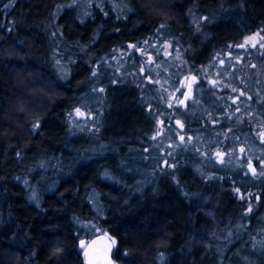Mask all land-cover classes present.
<instances>
[{"label":"trees","instance_id":"1","mask_svg":"<svg viewBox=\"0 0 264 264\" xmlns=\"http://www.w3.org/2000/svg\"><path fill=\"white\" fill-rule=\"evenodd\" d=\"M69 1L0 0V264H86L88 222L102 229L88 240L114 239L119 264H264V250L248 246L264 239V156L253 174L183 145L160 171L159 152L143 148L156 117L168 128L180 121L187 136L216 135L218 146L236 135L262 145L264 50L245 53L231 81L206 70L264 32V0H106L87 15ZM155 36L180 47L195 103H168L158 81L109 62L139 56ZM99 85L102 125L76 131L71 111ZM234 95L259 117L233 115ZM146 171L160 177L156 190H144Z\"/></svg>","mask_w":264,"mask_h":264},{"label":"rangeland","instance_id":"2","mask_svg":"<svg viewBox=\"0 0 264 264\" xmlns=\"http://www.w3.org/2000/svg\"><path fill=\"white\" fill-rule=\"evenodd\" d=\"M104 1L106 0H70L69 3L78 5L80 7L81 13L83 15H87L90 12L91 6L94 2L102 3ZM111 1L115 2V0ZM250 37H256V39L252 41V43H256L255 48L264 50V48L260 47V42H264L260 41V37H264V32L261 30L254 31L253 33L246 36L239 45L245 44V42L248 41ZM241 48L244 52L238 49L220 52V54L217 55V59H215L209 65L206 72L213 76L221 77L229 81L236 78L237 76H241L243 74V71L240 72V70L243 69L241 62H243L242 60L244 54L250 53L251 49H254L250 45ZM137 52L139 56H136L133 53L130 54L128 52L113 54L109 62H114L118 69H122V67L125 66H130L131 68H134L135 71L142 74L145 78L150 80L153 78L158 81V89L162 93H165L167 96H165V99L168 103H176L178 105L180 104L185 106L188 101H192L194 103L196 102L198 99V95L195 94L194 91L196 80L192 79L193 77L195 78V76L186 74L187 72L184 69V62H182L183 60L180 47L176 44L174 39L168 36H165V38L164 36H155L143 41L142 45L138 47ZM104 87L101 85L97 86V88L92 93H89L85 99L71 111L70 119L76 131H84L89 133V131H97V129L101 127V117L103 116L101 109L102 103L104 101ZM230 93H232V91ZM238 97L239 95H234L233 98H230V100L232 99L237 105H234V110L231 109V113L233 115H237L239 119L243 121L244 119L242 112L250 117L249 114L252 111V118L257 116L259 117L260 111L258 110V106L255 103L252 105L245 104L246 102L243 103L244 101ZM77 110H79V113H82L83 115L78 114ZM115 110V108L111 107L109 108V113L111 112L112 114V112L114 113ZM261 120L264 121L263 118ZM173 126L175 128H168L164 125L160 117H156L152 128L153 130L151 131L150 135L149 146L143 147L146 151L153 149L159 152L156 154V157L163 159V163L157 165L160 171H163L164 168H170L174 166V163L170 159H175L177 157V151L182 150L181 148L183 145H191L192 148L201 146L203 148L202 150L206 154L204 157L207 161L211 158L217 159L219 162L226 160L234 168H237V170H249L251 173H253V169H255V172L258 171L257 167L252 164V159L254 157H259V159H262V156H264V135H261V133H264V128H261L258 136L262 145L256 144V142L252 141L250 138H246L245 140L244 137L236 135L233 137V140L228 139L229 142L227 143V146H218V144H216V135L207 134L206 136H203L200 134L201 136H198L192 134L187 136L183 132L184 128L180 121L176 120ZM181 137H183V139H181ZM227 137L223 139L225 140ZM172 139H174V141ZM214 140L215 145L212 143ZM102 147V144L99 142H96L95 140L90 141L89 148L91 151H100ZM241 149H243V151H241ZM167 153L169 154L166 155ZM145 157H147V154ZM110 159L111 156H107L104 160ZM116 165L120 168H123L124 163H119L118 161L116 162ZM54 169L53 173H58V171H55ZM106 174H108V172H106ZM130 175L132 176V173H130ZM142 176L150 178L151 181L148 184H145L146 181L143 182L142 186L145 187L144 190H156V187L158 185L160 186V183L162 182L159 176H154L148 171L144 172ZM144 190L138 197L139 199H141V197L144 198V196L146 198V193ZM153 192L154 191H152V193ZM223 210L226 213H230L228 208H224ZM84 225L87 227L88 236L86 235L82 240L83 248L89 242L90 239L88 240V238L102 231V229H100L93 222H88ZM260 239H262V237L255 238L250 236V242L248 245L250 252L255 253V251H257L259 248L264 250V239ZM164 261L165 258L162 256L159 259V263L162 264ZM228 264H235V262L229 261ZM246 264L250 263L246 261Z\"/></svg>","mask_w":264,"mask_h":264},{"label":"water","instance_id":"3","mask_svg":"<svg viewBox=\"0 0 264 264\" xmlns=\"http://www.w3.org/2000/svg\"><path fill=\"white\" fill-rule=\"evenodd\" d=\"M114 239L102 233L89 240L83 248L86 264H119L113 257Z\"/></svg>","mask_w":264,"mask_h":264},{"label":"snow or ice","instance_id":"4","mask_svg":"<svg viewBox=\"0 0 264 264\" xmlns=\"http://www.w3.org/2000/svg\"><path fill=\"white\" fill-rule=\"evenodd\" d=\"M163 27V26H162ZM259 35V34H257ZM256 37H250L248 41L245 42V44L242 45H238V47H246V46H251L253 48L256 47V43H252L253 40H255ZM260 41H264V37H260ZM260 47L264 48V42H260ZM193 80L195 79L194 77L192 78ZM215 83V82H213ZM233 91H236V89H233ZM241 95H243V93H241ZM182 103V101H181ZM170 107L172 106L171 104L169 105ZM78 114L83 115L82 113H79V110H77ZM261 135H264V133H261ZM181 139H183V137H181ZM241 151H243V149H241ZM253 174H255V169H253Z\"/></svg>","mask_w":264,"mask_h":264}]
</instances>
